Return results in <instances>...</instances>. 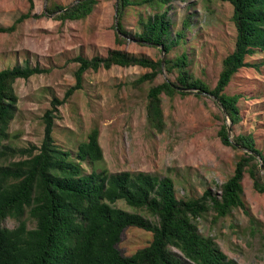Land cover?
Wrapping results in <instances>:
<instances>
[{
    "label": "trees",
    "instance_id": "trees-1",
    "mask_svg": "<svg viewBox=\"0 0 264 264\" xmlns=\"http://www.w3.org/2000/svg\"><path fill=\"white\" fill-rule=\"evenodd\" d=\"M189 1L119 0L116 42L121 45L130 39L153 47L163 46L164 67L161 58L156 61L118 49H110L104 56H77L71 60L78 64L76 83L62 100L54 98L51 108L45 112L40 146L15 148L5 142L10 139V125L18 111L16 82L49 74L51 70L29 63L0 70V264H239L224 253L215 237L200 232L199 221L213 213V223H217L233 217L236 209H242L249 217L252 230L259 232L258 221L243 199L246 174L254 190L264 194L260 169L261 163L264 166V155L253 134L234 137V144L228 136V126H222L221 142L243 148L246 153L236 163L233 175L222 185L215 184L217 191L207 188L200 197L191 199H179L175 183L168 176L107 170L86 173L81 162L104 161L98 128L91 131L87 141L79 144L75 154L58 146L53 137L59 108L83 89L84 75L90 70L98 72L114 66L150 70L132 83L136 89L146 83L153 84L164 72L176 74L174 79L170 77L148 92L147 118L158 133L167 127L163 95L173 98L177 94L196 93L198 97H213L233 126L241 123L242 95H229L226 89L241 69L259 70L264 66V62L249 61L258 54L264 55V0H222L233 6L236 41L234 50L223 60L213 89L192 73L187 52L175 58L167 57L187 39L188 30L193 26L192 15H188L181 29L175 30L169 10L174 3ZM152 2L168 6V11L141 18L140 32L128 31L122 23L127 8ZM97 4L98 0H82L71 8L53 5L44 13L36 14L34 2L30 0L29 11L12 26L0 28V33H14L22 22L48 14L59 13L63 23L84 20ZM120 201L132 211L119 208ZM8 219L17 222L13 229L5 226ZM129 227L151 232L153 241L126 256L118 245Z\"/></svg>",
    "mask_w": 264,
    "mask_h": 264
},
{
    "label": "rangeland",
    "instance_id": "rangeland-1",
    "mask_svg": "<svg viewBox=\"0 0 264 264\" xmlns=\"http://www.w3.org/2000/svg\"><path fill=\"white\" fill-rule=\"evenodd\" d=\"M32 1L34 13L42 14L53 5L67 7L78 0ZM116 6V0H98L93 13L84 20L63 23L59 13L48 14L22 22L14 33H0V70L25 63L51 70L49 74L16 82L18 111L5 144L15 148L41 145L45 112L51 108L54 98L62 100L76 83L78 64L71 60L77 56H104L110 49H118L156 61L162 58L158 47L130 39L121 45L116 42ZM168 8L156 2L128 7L122 23L128 31L140 32L141 18L147 19ZM29 9L30 0H0V28L12 26ZM169 13L175 21V30L181 29L188 15H192L193 26L188 30L187 39L167 57L175 58L187 52L192 73L213 89L223 60L235 47L233 6L222 0H190L187 4L174 3ZM249 61L264 62V55L258 54ZM149 71L118 66L98 72L90 70L84 75L83 89L59 108L53 137L62 149L75 154L94 128L100 130L104 161L81 162L86 173L107 170L168 176L175 183L177 197L191 199L200 197L207 188L217 191L215 184L225 183L246 153L221 142L219 132L224 124L232 130V143L235 144L234 137L240 134H253L264 155V66L259 70L241 69L226 89L229 95H242L241 123L233 126L213 97H198L196 93L177 94L173 98L163 95L167 123L163 133L156 132L148 121V92L166 79H174L176 74L164 72L153 84L134 88L132 83ZM261 166L262 163L260 169ZM261 171L264 177V166ZM243 187V199L258 221L259 232L252 230L249 217L242 209H236L233 217L217 223H213V213L206 214L199 221L200 232L215 237L224 253L239 264H264V194L254 190L248 174ZM117 206L132 211L123 201ZM16 224L12 219L5 222L9 229ZM152 241L151 232L129 227L118 248L131 256Z\"/></svg>",
    "mask_w": 264,
    "mask_h": 264
},
{
    "label": "water",
    "instance_id": "water-1",
    "mask_svg": "<svg viewBox=\"0 0 264 264\" xmlns=\"http://www.w3.org/2000/svg\"><path fill=\"white\" fill-rule=\"evenodd\" d=\"M81 1L82 0H78L74 4L70 5V8L73 7L74 5H76L78 2H81ZM116 3H117V6H116V14H117V8H118L119 0H116ZM155 47H158L161 50V53H162V58H161L162 59V66L164 67L165 60H166V52H165V49H164L163 46H159V45H155ZM214 100H216V99H214ZM228 136H229V138H231V136H232V130H231L230 127H228ZM241 149H243V148H241ZM261 169L263 170V166H261Z\"/></svg>",
    "mask_w": 264,
    "mask_h": 264
}]
</instances>
